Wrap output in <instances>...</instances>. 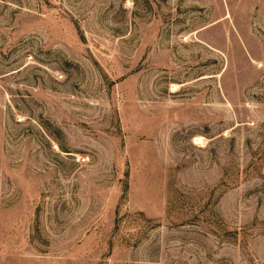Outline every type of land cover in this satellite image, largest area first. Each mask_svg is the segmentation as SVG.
Instances as JSON below:
<instances>
[{"label":"rangeland","instance_id":"1","mask_svg":"<svg viewBox=\"0 0 264 264\" xmlns=\"http://www.w3.org/2000/svg\"><path fill=\"white\" fill-rule=\"evenodd\" d=\"M0 264H264V0H0Z\"/></svg>","mask_w":264,"mask_h":264},{"label":"bare ground","instance_id":"2","mask_svg":"<svg viewBox=\"0 0 264 264\" xmlns=\"http://www.w3.org/2000/svg\"><path fill=\"white\" fill-rule=\"evenodd\" d=\"M198 139V138H197Z\"/></svg>","mask_w":264,"mask_h":264}]
</instances>
